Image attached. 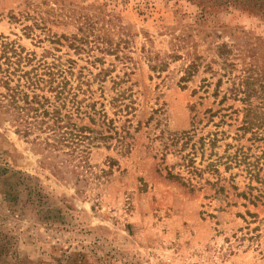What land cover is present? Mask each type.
I'll return each mask as SVG.
<instances>
[{
  "label": "rangeland",
  "instance_id": "374dc122",
  "mask_svg": "<svg viewBox=\"0 0 264 264\" xmlns=\"http://www.w3.org/2000/svg\"><path fill=\"white\" fill-rule=\"evenodd\" d=\"M0 37L69 69L72 121L112 137L84 140L87 165L0 116V264H264V140L251 139L263 131L244 130L249 108L264 117V0H0ZM237 152L257 178L225 171ZM10 187L17 200L3 201Z\"/></svg>",
  "mask_w": 264,
  "mask_h": 264
},
{
  "label": "trees",
  "instance_id": "16d2710c",
  "mask_svg": "<svg viewBox=\"0 0 264 264\" xmlns=\"http://www.w3.org/2000/svg\"><path fill=\"white\" fill-rule=\"evenodd\" d=\"M3 39L0 37V40ZM166 57H148L150 62L149 69L156 74H161L167 68V63L162 59ZM195 66H190L185 71L184 77L180 82H186L194 73ZM69 69L65 70L54 63H47L44 60H36L35 56L26 53L19 46L13 43L1 42L0 44V116L4 118L13 128L16 134L24 139L31 138V142L44 150H52L60 155L70 156L69 161H78V163L87 164V152L80 148L84 140L92 141L96 139L106 140L111 136H102L99 138L92 136V129L85 126H78L74 123L73 115L77 118L83 113L81 112L80 101L76 100L77 93L80 91V82L74 85L75 79ZM78 90V91H77ZM86 114V112H84ZM251 108L247 110V124L244 130L262 129V133L253 132L251 139L254 141L264 140V117L259 118ZM254 115V118H253ZM89 117V116H88ZM90 118V117H89ZM91 120V118H90ZM92 137H90V136ZM182 139L181 136H173L170 145L175 144ZM217 140L213 139L210 146L214 148ZM184 142L179 150L180 153L186 147ZM68 149L70 153L64 152ZM170 150V149H168ZM188 156L182 157L184 161ZM247 157L243 152H237L233 156L226 158L225 171L232 168V165H245L247 173L257 178L254 174V165L246 162ZM163 160V159H162ZM68 163L63 159L62 163ZM193 158H188L183 168L187 169L188 174L198 173L201 175L202 170H198L193 166ZM219 162L208 163L204 170L218 173L217 165ZM253 167V168H252ZM165 177L169 180L176 181L182 186L195 189V185L190 180H185L179 173H174V167H164ZM8 170L0 167V177L7 176ZM19 180L23 184L29 181V178L19 173ZM214 183L213 185H215ZM29 195L38 197L40 201L43 196L40 189L28 188ZM221 192L223 189L218 188ZM3 201H16L14 190L10 187L7 191L2 192ZM6 242V238L0 234V243ZM3 247L0 248V256Z\"/></svg>",
  "mask_w": 264,
  "mask_h": 264
}]
</instances>
